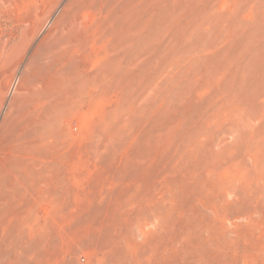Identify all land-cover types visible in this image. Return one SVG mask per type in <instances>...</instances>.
Masks as SVG:
<instances>
[{
  "label": "rangeland",
  "instance_id": "obj_1",
  "mask_svg": "<svg viewBox=\"0 0 264 264\" xmlns=\"http://www.w3.org/2000/svg\"><path fill=\"white\" fill-rule=\"evenodd\" d=\"M0 264H264V0H0Z\"/></svg>",
  "mask_w": 264,
  "mask_h": 264
}]
</instances>
